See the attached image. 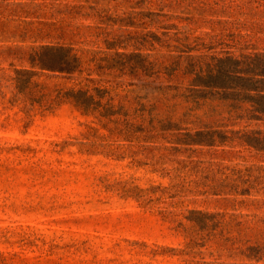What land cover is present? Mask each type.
<instances>
[{"label": "rangeland", "instance_id": "374dc122", "mask_svg": "<svg viewBox=\"0 0 264 264\" xmlns=\"http://www.w3.org/2000/svg\"><path fill=\"white\" fill-rule=\"evenodd\" d=\"M263 69L264 0H0V264H264Z\"/></svg>", "mask_w": 264, "mask_h": 264}, {"label": "trees", "instance_id": "16d2710c", "mask_svg": "<svg viewBox=\"0 0 264 264\" xmlns=\"http://www.w3.org/2000/svg\"><path fill=\"white\" fill-rule=\"evenodd\" d=\"M53 48L57 50H62L64 51V53L56 54L53 59L46 60L42 58L41 61L43 64V68L72 73L81 67L82 59L77 54H72V47H68L65 49L63 46H58ZM262 73H264V69ZM213 82L215 83V85L219 86L224 82V79H222V81L213 80ZM68 97L71 98L76 105L83 108L85 111L95 109L94 105H101V103L96 101L95 95L91 94L88 90H73L71 91V93L68 94ZM260 110L264 112V107H262ZM106 111L108 114L116 113L115 111H112V108L109 107H106ZM254 256L261 258L260 251H258V253H256Z\"/></svg>", "mask_w": 264, "mask_h": 264}]
</instances>
